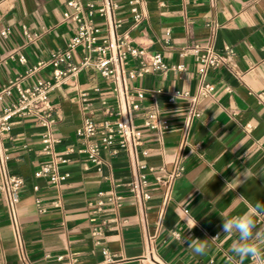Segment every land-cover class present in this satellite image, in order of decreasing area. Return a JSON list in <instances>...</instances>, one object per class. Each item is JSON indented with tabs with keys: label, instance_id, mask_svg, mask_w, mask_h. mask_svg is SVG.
Segmentation results:
<instances>
[{
	"label": "crops",
	"instance_id": "0c3cea01",
	"mask_svg": "<svg viewBox=\"0 0 264 264\" xmlns=\"http://www.w3.org/2000/svg\"><path fill=\"white\" fill-rule=\"evenodd\" d=\"M92 1L98 4L101 0ZM114 2L122 21L119 32L134 45L160 53L167 65L183 67L166 73L152 71L128 81L131 88L145 92L134 113L143 138L138 159L170 170L180 157L183 171L174 180L166 203L161 189L150 181L151 198L143 213L125 198L117 207L105 204L95 215L99 193L126 195L132 168L124 152L101 151L99 165L87 161L83 153L66 155L68 161L60 163L58 170L67 178L54 187L33 176L41 163L50 160L41 151V126L31 119H15L10 133L0 137V149L8 157V171L25 180L17 203L21 244L0 196V263L110 264V259H124L123 264H141L137 259L148 234L154 238V251L162 264H227L228 256L235 255L231 249L238 235L223 232L222 216L231 218L257 202L264 203V0H141L143 18L135 25L127 0ZM65 9L56 0H0V33L8 30L6 37L0 34V87L24 75L51 50L66 45L75 23L63 18ZM94 20L105 27L98 16ZM23 27L38 37L26 41ZM194 44L217 51L232 47L238 75L225 67L209 71L206 81L214 83V90L197 99L199 115L189 122L188 98L168 102L158 97L167 128H144L142 122L152 103L148 91L195 93L198 64L191 55L181 54ZM79 53L77 49L76 58ZM19 54L26 57L25 63L17 60ZM48 76L49 68L41 69L25 76L22 84ZM76 84L75 88L62 84L49 92L56 118L52 132L61 141L58 152L68 145L78 146L74 133L83 118L79 93L96 97L98 93L91 89L98 86L101 94L113 96V84L104 83L94 73L80 74ZM14 97L15 93L6 97L0 106ZM34 184L37 191L32 189ZM256 222L264 229L260 217ZM217 235L218 239L211 240ZM184 237L207 240V253L193 255L182 243ZM244 264L252 263L245 260Z\"/></svg>",
	"mask_w": 264,
	"mask_h": 264
},
{
	"label": "built area",
	"instance_id": "2783aa9c",
	"mask_svg": "<svg viewBox=\"0 0 264 264\" xmlns=\"http://www.w3.org/2000/svg\"><path fill=\"white\" fill-rule=\"evenodd\" d=\"M56 1L64 4L66 9L63 18L75 23V32L62 49L51 50L47 57L38 59L32 67H29L24 75L10 78L0 87V103L15 93L11 102L3 107L0 106V137L10 133L15 119H31L41 126V151L49 155L50 160L41 163L33 172V176L46 179L54 187L59 186L67 178L66 173L58 170L60 163L68 161L66 155L83 153L87 161L99 165L102 161L101 151L124 152L132 168V177L126 195L99 193L95 215L105 204L110 203L117 207L125 198L134 201L143 213L144 204L151 198L148 190L150 181L161 189L162 202L166 203L173 182L182 173L183 166L179 161L180 157L174 161L170 170H166L164 166L155 168L138 159V155L142 153L143 138L141 129L134 123V113L139 109L145 92L138 87L131 88L128 81L152 71L163 73L178 71L183 69L182 65H167L160 53H150L145 48L134 45L131 39L119 32L122 21L116 16L117 3L114 0H101L98 4L92 0ZM140 3L141 0H127L134 25L143 18V12L139 9ZM95 16L104 22V28L94 20ZM0 34L6 37L8 30L5 29ZM23 34L26 41L38 37L37 33L29 34L24 27ZM77 49L80 51L78 58L75 57ZM181 54L191 55L198 64L197 89L193 94L179 90L168 92L161 88L148 91L152 103L142 122L144 128L154 130L167 128L165 120L159 113L156 102L158 97H163L168 102L178 97L188 98L189 122L192 117L199 115L195 109L197 99L210 96L214 90V83L206 81L209 71L225 67L238 75L235 51L230 46L217 51L210 46L194 44L183 48ZM16 58L20 63L26 62L23 54H19ZM45 68H49L47 78L37 77L29 84H22L25 76ZM83 73H94L104 83L113 84L111 89L113 96L111 99L109 94H101L98 86L91 89L92 92L98 93L96 97H89L86 91L79 93L83 118L74 133L78 146L68 145L58 152L56 146L61 141L52 132L56 118L49 92L62 84L75 88L77 77ZM7 161V155L0 149V196L10 227L17 242L21 244L17 203L25 180L20 175L8 171ZM32 189L37 191L39 187L34 184ZM35 202L39 206V211H43L44 206L40 199H36ZM52 204L57 205L58 202L53 201ZM160 218L161 215L159 221ZM260 220L264 223V216H261ZM153 241L152 236L148 234L145 236L144 252L137 259L141 264H162L154 251ZM124 261V259H110L109 262L123 264ZM251 263L264 264V258L251 260Z\"/></svg>",
	"mask_w": 264,
	"mask_h": 264
},
{
	"label": "clouds",
	"instance_id": "9594fccd",
	"mask_svg": "<svg viewBox=\"0 0 264 264\" xmlns=\"http://www.w3.org/2000/svg\"><path fill=\"white\" fill-rule=\"evenodd\" d=\"M244 180L247 179L243 176ZM243 199V196H239ZM264 216V203L257 202L249 207L245 212L231 218H223L222 230L225 234H236L238 239L232 245L234 256H228L227 264H244L245 260H256L264 258V229L257 225V218ZM197 221L189 228L196 226ZM217 237L211 240H216ZM207 240L197 238H183L182 243L187 245V249L196 256H203L208 251Z\"/></svg>",
	"mask_w": 264,
	"mask_h": 264
}]
</instances>
